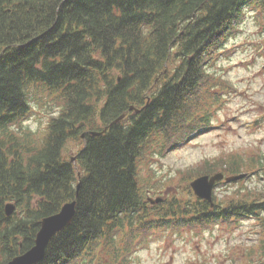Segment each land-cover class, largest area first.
Returning a JSON list of instances; mask_svg holds the SVG:
<instances>
[{"label":"trees","instance_id":"obj_1","mask_svg":"<svg viewBox=\"0 0 264 264\" xmlns=\"http://www.w3.org/2000/svg\"><path fill=\"white\" fill-rule=\"evenodd\" d=\"M246 9L264 14V0H0V264L72 200L70 226L37 264H128L149 231L246 219L260 230L264 264V188L210 207L188 184L185 200L151 204L140 180L210 128L224 79L209 69ZM34 105L50 109L40 135L24 124ZM83 132L72 164L63 150ZM200 168L240 174L225 162Z\"/></svg>","mask_w":264,"mask_h":264},{"label":"rangeland","instance_id":"obj_2","mask_svg":"<svg viewBox=\"0 0 264 264\" xmlns=\"http://www.w3.org/2000/svg\"><path fill=\"white\" fill-rule=\"evenodd\" d=\"M240 21L209 69L224 79L220 99L214 109L210 108V128L196 131L149 168L140 170L141 183L147 184V197H180L205 162H225L247 174L237 182L218 183L213 197L232 199L264 188V14L246 9ZM33 107L34 114L24 124L40 135L50 109ZM82 145V139L69 141L63 150L64 158L75 157ZM218 172L228 175L222 168L202 175ZM259 232L251 219L202 229L149 231L145 243L136 242L132 247L128 264H258Z\"/></svg>","mask_w":264,"mask_h":264},{"label":"water","instance_id":"obj_3","mask_svg":"<svg viewBox=\"0 0 264 264\" xmlns=\"http://www.w3.org/2000/svg\"><path fill=\"white\" fill-rule=\"evenodd\" d=\"M129 110H133L135 113L140 111L139 109H135L132 106L129 108ZM122 118H124V115H121L111 124L117 123ZM105 131L106 129H103L101 132H90V134L92 136H98ZM84 136L85 133L81 135V138H84ZM74 160V157L70 158L71 162H74ZM244 177H246V174L234 176H224L222 173H216L211 176L204 175L192 180L190 182V187L196 197L209 202L212 206V190L217 182L222 180L225 182H235ZM78 188L79 185H77L76 195L78 193ZM148 200L151 203H158L161 199L157 198L156 200ZM75 207V200L66 202L62 205L57 213L43 218L40 221V227L36 234L34 245L24 253L13 257L7 264H37L40 262L44 258L46 248L54 235L70 226L75 214ZM14 208L15 207L13 204H7L5 207L6 215H10L14 211Z\"/></svg>","mask_w":264,"mask_h":264}]
</instances>
